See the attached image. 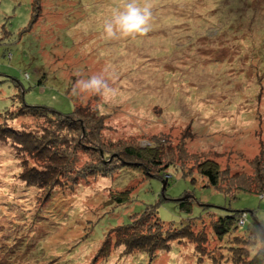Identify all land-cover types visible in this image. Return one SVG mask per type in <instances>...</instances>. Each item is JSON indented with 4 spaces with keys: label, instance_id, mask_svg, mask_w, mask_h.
Segmentation results:
<instances>
[{
    "label": "rangeland",
    "instance_id": "rangeland-1",
    "mask_svg": "<svg viewBox=\"0 0 264 264\" xmlns=\"http://www.w3.org/2000/svg\"><path fill=\"white\" fill-rule=\"evenodd\" d=\"M203 1V8H213L206 15L185 12L191 0H0V113L24 100L70 114L78 100L102 114L103 144L160 141L171 151L172 164L187 170L211 158L222 170L248 172L264 144V0ZM129 3L151 12L149 31L134 38L116 24ZM79 9L81 15L73 12ZM229 25L231 35L219 33ZM179 44L182 50L168 56L171 45ZM93 79L102 82L99 89L89 86ZM23 119L15 125L22 127ZM85 129H77L76 138ZM94 157L81 152L80 165ZM19 169L13 148L0 144V207L10 206L6 216L0 209V226L7 235L41 241L48 258H59L56 264H239L235 246L264 247L263 194L229 196L199 174L193 181L176 168L148 176L125 167L65 184L47 201L46 192L26 188L16 177ZM128 186L130 202L115 206L114 190ZM188 195L191 212L178 202ZM153 205L166 224L188 223L201 240H176L154 257L121 254L112 241L114 254L105 260L100 251L109 229ZM230 210L245 211V224L235 234L244 233L247 240L211 232L210 215ZM13 242L0 238V251L19 252L0 256V264L9 258L8 264H25L28 254L11 248Z\"/></svg>",
    "mask_w": 264,
    "mask_h": 264
},
{
    "label": "trees",
    "instance_id": "trees-1",
    "mask_svg": "<svg viewBox=\"0 0 264 264\" xmlns=\"http://www.w3.org/2000/svg\"><path fill=\"white\" fill-rule=\"evenodd\" d=\"M191 1L193 6L187 10L184 9L185 12L192 9L191 14L206 15L207 10L213 9L211 7L203 8L206 3L203 0ZM219 7L222 8L223 6L220 4ZM82 9L73 12L78 11V14L81 15ZM231 29L229 25L223 27L219 33L229 36L232 34ZM162 30L163 34H166L164 29ZM227 31L228 34L225 33ZM137 35L138 33L131 37L134 38ZM171 46L172 49L168 56L174 51L178 53L182 50L181 44ZM243 55L246 56L247 52ZM42 82L43 80L40 79V83ZM22 118H24L23 122L30 121L34 122L36 126L37 124L41 125L28 127L22 122V127L16 126L15 122ZM82 124L84 127L81 126ZM81 128L82 130L86 128V133L81 139H78L75 131ZM103 129L104 121L98 109L90 103L83 105L78 100L75 102V109L70 114H62L43 105L28 104L24 100L19 107L6 109L4 113H0V144L10 145L13 148L17 164L20 166L16 177L25 184L26 188L36 187L40 191L46 192L45 200L51 199L53 194L65 184H79L81 179L97 173L112 175L125 167L140 169L148 176H153L155 173L162 176V172H169L176 168L182 170L185 177H193V181H195L194 175L199 174L207 185H211L229 196L235 197L238 191L264 195V144H261L257 158L250 163L251 171L247 172L244 169L222 170L219 163L211 158L200 161L195 171L192 168L189 171L184 166L172 164L171 151L163 142H154L155 145L152 146H135L133 144L121 146L119 142H110L107 145L100 142ZM67 131L71 135L70 137L66 134ZM81 152L89 156L94 154L95 157L91 163L85 161L84 165H80ZM179 160H182L180 156H178ZM31 162L32 164H30ZM114 191L117 194L111 197V201L114 202L115 206L130 202L132 187L128 186L122 190ZM178 202L182 210L191 212L192 202L189 196L179 199ZM6 208L7 210L10 209L8 202L0 207L4 216L8 214ZM205 209L207 208L205 207ZM243 214L245 211L230 210L229 214L218 215L215 218L214 215H210L213 218L210 223L211 232L224 237L233 234V238L243 237L242 240L245 238L247 240L249 236L244 233L235 234ZM16 215L17 213L13 216L16 217ZM190 221L192 222V220ZM110 230L112 233L109 235L110 237L105 238L102 251H100L105 260L114 254V251H111L112 241L122 247L121 254L130 256L135 253H146L148 256L154 257L161 250H170L176 240H178L177 243L186 238L194 239L193 241L197 242L201 240L192 225L188 223L176 226L162 221L155 205L146 207L142 213L132 214L128 223L117 225ZM211 232L209 231V234ZM206 234L203 233L202 235L205 237ZM0 238H7V242L14 241L11 248L16 246L15 251L19 249L23 250L20 251L22 254H28L23 257L25 264H56L59 261L56 256L53 257V260L48 258L41 250V241L38 243L34 242L36 239L30 241L32 238H29L28 235L16 233L7 235L4 232V227L0 226ZM254 242L253 238L250 246ZM234 250H238L236 262L239 264H264V247L254 250L249 245L246 247L235 246ZM16 252L15 255H11L13 252L5 248L0 251V256L8 258L10 255L11 257L19 255V252ZM9 259L6 264L9 263Z\"/></svg>",
    "mask_w": 264,
    "mask_h": 264
},
{
    "label": "clouds",
    "instance_id": "clouds-1",
    "mask_svg": "<svg viewBox=\"0 0 264 264\" xmlns=\"http://www.w3.org/2000/svg\"><path fill=\"white\" fill-rule=\"evenodd\" d=\"M151 12L148 7H138L135 3H129L126 10L116 18V24L124 35L144 34L149 31V19ZM109 35L112 34V26L107 27ZM102 82L97 79L90 81L93 88L99 89Z\"/></svg>",
    "mask_w": 264,
    "mask_h": 264
},
{
    "label": "water",
    "instance_id": "water-1",
    "mask_svg": "<svg viewBox=\"0 0 264 264\" xmlns=\"http://www.w3.org/2000/svg\"><path fill=\"white\" fill-rule=\"evenodd\" d=\"M166 182H167V181L165 180L164 183H163V191H164V189H165V187H166ZM188 196H189V195H188ZM188 196H187V197H188ZM182 199H183V198H182Z\"/></svg>",
    "mask_w": 264,
    "mask_h": 264
},
{
    "label": "built area",
    "instance_id": "built-area-1",
    "mask_svg": "<svg viewBox=\"0 0 264 264\" xmlns=\"http://www.w3.org/2000/svg\"><path fill=\"white\" fill-rule=\"evenodd\" d=\"M240 223L241 224H244L245 223V220L243 218H241Z\"/></svg>",
    "mask_w": 264,
    "mask_h": 264
}]
</instances>
